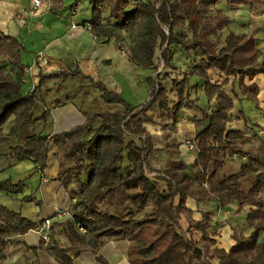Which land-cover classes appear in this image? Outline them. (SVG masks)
<instances>
[{
  "label": "trees",
  "instance_id": "obj_1",
  "mask_svg": "<svg viewBox=\"0 0 264 264\" xmlns=\"http://www.w3.org/2000/svg\"><path fill=\"white\" fill-rule=\"evenodd\" d=\"M218 1L89 0L91 33L104 42H119L127 49L130 63L157 71L161 63L171 66L173 47H180L193 56V64L183 79H170L171 90L162 82L165 75L149 76V98L136 106L120 93L94 83L105 101L122 106L121 114L85 113V120L69 130L49 136L32 132L7 149L10 157L32 162L41 174L50 142L56 147L64 145L63 158L71 165L61 168L57 178L63 185L79 183L78 198L70 212L85 233L69 235L72 256L67 250L50 246L59 264H72V257L83 249L97 254L110 238L128 239L132 264H264V242L259 238L264 231V152L257 156L239 149L237 137L241 132L228 125L233 97L241 99L236 89L256 101L257 86L246 85L244 78L251 80L264 73V54L250 34L229 31L223 44L215 45L212 38L231 22L222 9L214 8ZM235 1L246 4L245 0ZM20 51L16 38L0 32V155L10 136H18L46 117L45 111L37 118L33 114L39 83L26 94L21 91L27 66L20 61ZM67 74L40 73L39 81ZM192 75L204 82L210 107L207 111L189 99L188 78ZM229 82L233 95L224 90ZM169 92L176 98H170ZM182 107L197 108L208 121L189 140L197 149L195 182L181 160L169 161L161 168L151 166L149 158L156 149L143 127L144 122L151 121V112L175 121ZM234 154L249 156L240 161L236 172L225 174L223 168ZM247 177L250 185L244 190ZM24 180H0V192L18 195L23 192ZM187 196L197 201L215 199L220 206L230 202L249 205L245 223L251 231L248 235L234 234L228 251L212 247L215 241L206 231L208 215L202 221L193 220L185 205ZM23 200H30V195ZM104 200L108 201L106 207L98 208ZM34 227V222L0 204V261L11 238ZM96 258L100 264H109L101 255Z\"/></svg>",
  "mask_w": 264,
  "mask_h": 264
},
{
  "label": "crops",
  "instance_id": "obj_2",
  "mask_svg": "<svg viewBox=\"0 0 264 264\" xmlns=\"http://www.w3.org/2000/svg\"><path fill=\"white\" fill-rule=\"evenodd\" d=\"M40 2L38 10L33 12L31 0H0V32L17 39L21 45L20 61L27 66L21 91L26 94L39 83L33 114L37 118L43 111L46 112L44 120H37L18 136H10L1 149L0 180L11 179L15 182L31 175L39 183L35 189L32 183L26 185L22 193L14 196L0 192L1 205L35 223L33 229L11 238L12 242L5 248L0 264H59L50 246L67 250L72 256L69 235H84L78 231L70 212L78 198L79 183L71 181L63 185L57 178L62 168L64 145L56 147L50 142L46 166L41 174L36 172L32 162H19L10 157L7 149L22 142L23 137L32 132L49 136L69 130L85 120V113L109 111L121 114L122 106L105 101L102 91L94 83L120 93L128 103L136 106L149 98V86L146 83L149 76L157 73L160 77L165 75L166 79L161 81L171 90L170 79H183L185 73L192 71L193 56L180 47H173L171 66H163L161 63L157 71L130 63L127 49L119 42L114 39L104 42L101 37L91 33L88 23L91 17L89 0ZM248 10L244 9V20L235 17L230 24H244L246 28L240 33L252 35L260 52L264 54V25L248 33V28L255 24V18ZM107 14L108 11L104 10L103 15ZM247 14L254 19L246 20ZM76 70L78 73H69ZM57 71L68 74L39 81L40 73ZM244 82L246 85L254 83L257 86L256 101L245 98L244 94L236 90L241 99L239 101L233 97L234 108L228 125L230 129L249 134L250 142L255 141L256 145L259 143L260 151L255 150L250 155L261 156L264 152V73L256 74L251 80L245 77ZM188 85L189 99L193 104L209 110L203 80L192 75L188 78ZM168 95L172 99L176 98L174 92ZM154 114H150L151 121L143 123L156 149L149 158L151 166L161 168L169 161L181 160L195 182L197 149L189 140L202 131L208 121L197 108L182 107L175 121L167 115L159 113L153 117ZM8 128H5V132H8ZM236 157L234 154L226 162L233 164V169L228 173L236 172L240 161L246 159L245 156ZM235 162L237 166H234ZM26 195H30V200H23ZM185 205L195 221H202L207 213L209 226L206 231L215 241L212 246L214 248L228 251L234 244L233 235L240 234L241 227L246 225L245 216L249 205L240 206L237 202H230L220 206L215 199L197 201L190 196H187ZM65 210L68 213L62 214ZM45 218L50 219L48 240H44V233L39 231ZM182 222L185 220L182 219ZM250 231L249 228L243 235H248ZM129 245L126 238H110L97 254L89 249L79 251L72 257V264H100L97 255H101L109 264H132L128 257Z\"/></svg>",
  "mask_w": 264,
  "mask_h": 264
},
{
  "label": "rangeland",
  "instance_id": "obj_3",
  "mask_svg": "<svg viewBox=\"0 0 264 264\" xmlns=\"http://www.w3.org/2000/svg\"><path fill=\"white\" fill-rule=\"evenodd\" d=\"M245 1H246L245 5H240L235 0H220L214 5V8L222 9L227 14V16H229V18L231 17V22L236 19L235 17H239V18L241 17L244 20L245 19L244 9H247V10L249 9L248 11H250L252 16H254V18H255V24L253 23V25L248 28L249 29L248 33H249L252 30H254L256 27H262L264 25V19H261V18H264V15H262V14H264V0H245ZM246 17H247L246 20L248 18H249V20H253L254 19L252 17L250 18L249 14H247ZM239 18H237V19H239ZM230 23L226 27H224L220 32H218L216 36H214L212 38V40L214 41V43H215V45L217 47H219V46H221L223 44V39H224V37L226 36V34L229 31L240 33L241 31H244V29L246 28L244 26V24L238 25V24H236V22L233 23V24H230ZM240 27H242V28H240ZM211 76L214 77V78L216 77L215 74H214V71L211 72ZM224 90L228 94L233 95L232 91H231V83L230 82L226 86H224ZM236 90L238 91V89H236ZM153 112H155V111H153ZM157 114H159V113L155 112L153 117L157 116ZM240 132H241V135H239L237 137V142H238L239 149L244 150L248 154H251L255 150L260 151L259 150V146H258L259 143H257L258 145H256L255 141L250 142L251 136L249 134L245 135L241 130H240ZM248 156L249 155H247L246 158ZM236 158H239V156H237ZM61 163H62V168H66L67 166L71 165V162L68 161V160L66 161L64 158L62 159ZM234 166H237L236 162H235ZM231 168L233 169V164H230V163L226 164L224 166V168H223V172H225V174H227L228 172L231 171ZM12 172H10V173H12ZM24 179H25L24 180L25 186L26 185L29 186L32 183L34 189L39 183V180L36 179V178H33L31 175L28 176L27 178H24ZM15 182H17V181H15ZM249 185H250V182H249V178L247 177L246 179L243 180V189L247 190ZM107 202H108L107 200H104L103 202L99 203L98 208L104 209L106 207V205H107ZM243 210H246V209H243ZM241 229L242 230L240 231V234H244V233H247V231L249 230V227H246V225L245 226L243 225L241 227ZM261 234L262 235L260 237V241L264 242V231L261 232Z\"/></svg>",
  "mask_w": 264,
  "mask_h": 264
},
{
  "label": "built area",
  "instance_id": "obj_4",
  "mask_svg": "<svg viewBox=\"0 0 264 264\" xmlns=\"http://www.w3.org/2000/svg\"><path fill=\"white\" fill-rule=\"evenodd\" d=\"M41 2L40 0H31V7L33 12H36L38 10V8L40 7ZM68 213L66 210L62 213V214H66ZM42 224L41 227H39V231L43 232L44 234L42 235L44 240H48V232L50 231V219L49 218H45L44 220H42ZM78 231L81 234L85 233V229H83L82 227L78 226Z\"/></svg>",
  "mask_w": 264,
  "mask_h": 264
}]
</instances>
